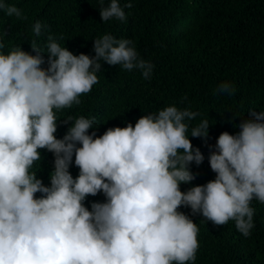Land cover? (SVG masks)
I'll return each instance as SVG.
<instances>
[{
  "label": "clouds",
  "instance_id": "obj_1",
  "mask_svg": "<svg viewBox=\"0 0 264 264\" xmlns=\"http://www.w3.org/2000/svg\"><path fill=\"white\" fill-rule=\"evenodd\" d=\"M98 2L101 22H124V9L133 6ZM0 10L8 17L27 18L4 0ZM46 27L37 20L32 33L39 37ZM45 47L46 52L33 39L35 55L20 45L0 54V264L193 262L199 229L177 211L181 206L201 215L203 223L234 221L244 237L251 234V202L264 204V111L249 110L254 119H244L238 134L223 132L214 148L208 145L215 179L182 193L180 184L197 178L190 165L199 167L205 159L187 133L207 145L208 120L191 127L199 113L173 105L142 116L134 127L108 128L96 137L95 131L88 134L95 118L69 116L63 124L71 126L57 139L53 109L79 105V97L99 82L101 62L139 70L145 80L152 78L155 66L141 57L131 39L112 34L93 40L91 57L74 55L53 35ZM214 94L233 95L235 88L225 81ZM38 149L54 157L50 186L29 171L41 160ZM73 155L79 168L75 179L69 171ZM98 193L106 202H93L89 211L83 202Z\"/></svg>",
  "mask_w": 264,
  "mask_h": 264
},
{
  "label": "trees",
  "instance_id": "obj_2",
  "mask_svg": "<svg viewBox=\"0 0 264 264\" xmlns=\"http://www.w3.org/2000/svg\"><path fill=\"white\" fill-rule=\"evenodd\" d=\"M19 8L26 19L8 17L0 10V54H7L15 46L31 55L30 43L36 40L46 52L47 37L53 35L61 47L74 55L94 56L93 40L104 34L131 39L141 57L155 67L152 78L145 80L139 70L131 72L120 66L101 62L99 82L87 94H82L79 105L56 110L57 131L62 139L69 116L95 118L96 137L108 128L133 127L139 118L156 113L165 107L190 108L199 115L189 122L197 126L207 119V145L200 138L187 133L194 148H199L205 159L190 170L197 178L180 184L184 193L192 187L205 185L215 179L208 156L223 132L236 135L244 119H254L249 110L264 111V0H119L125 8L126 21L115 19L101 22L98 0H4ZM109 0H105V5ZM39 20L47 27L39 37L32 33V25ZM6 33V34H5ZM63 39H60V37ZM47 61V54H44ZM47 63L42 65L47 68ZM229 82L235 94H214L222 82ZM187 100L181 103L183 97ZM96 126V127H95ZM77 147H80L77 144ZM41 160L30 172H37L45 186H50L49 174L54 157L45 149H38ZM69 167L75 179L79 168ZM35 194V198L40 197ZM93 202L104 203L103 193L86 197L84 206L90 211ZM255 209L251 234L246 238L235 228L234 221L215 226L192 215L188 207H179L199 231L196 259L186 264H264V204L251 202Z\"/></svg>",
  "mask_w": 264,
  "mask_h": 264
}]
</instances>
